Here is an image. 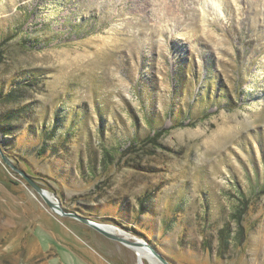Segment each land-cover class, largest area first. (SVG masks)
<instances>
[{"label":"rangeland","instance_id":"374dc122","mask_svg":"<svg viewBox=\"0 0 264 264\" xmlns=\"http://www.w3.org/2000/svg\"><path fill=\"white\" fill-rule=\"evenodd\" d=\"M0 51V264H162L19 171L169 264H264V0H0Z\"/></svg>","mask_w":264,"mask_h":264},{"label":"water","instance_id":"95a60500","mask_svg":"<svg viewBox=\"0 0 264 264\" xmlns=\"http://www.w3.org/2000/svg\"><path fill=\"white\" fill-rule=\"evenodd\" d=\"M0 157L2 161L7 164L8 166L11 167V169L16 170V168L11 164V162L8 160V158L2 153V150L0 148ZM19 174H21L25 180L28 182V184L40 195V197L43 199V201L48 205V207L56 214L58 215H67L69 217L75 218L82 223L90 226L94 230L98 231L102 235L117 240L123 244H126L132 248L134 247H144L147 248L149 253L155 257L158 261H160L162 264H169L166 262L149 244H147L144 241L140 240H135V241H130L126 237H124L121 232H118L117 234L114 232V230H109L105 227H103L101 223L95 222L93 220H90L86 217L80 216L76 213H70V212H65L62 210L60 207L59 203L53 200V197L49 195V193L39 187L36 183H34L30 178H28L25 174H23L21 171H19Z\"/></svg>","mask_w":264,"mask_h":264},{"label":"trees","instance_id":"16d2710c","mask_svg":"<svg viewBox=\"0 0 264 264\" xmlns=\"http://www.w3.org/2000/svg\"><path fill=\"white\" fill-rule=\"evenodd\" d=\"M0 59H1V51H0ZM21 90H22V87L20 85H17V86L10 87L8 91H5V92L0 91V105L1 104H4V105L11 104V107L5 110L4 117L0 116V133L3 136H7L11 133V130H10L11 125H13L12 123L16 121L15 116H16L17 108L14 109V103L18 104L19 103L18 100L23 97ZM60 138H62V136H60ZM62 139H66V138L64 137ZM1 149L4 150L3 147H1Z\"/></svg>","mask_w":264,"mask_h":264},{"label":"bare ground","instance_id":"6f19581e","mask_svg":"<svg viewBox=\"0 0 264 264\" xmlns=\"http://www.w3.org/2000/svg\"><path fill=\"white\" fill-rule=\"evenodd\" d=\"M101 224H103L102 226L105 227V228H107V229H109V230H114V227L113 226L107 225L105 223H101ZM116 231L117 230H115V232ZM132 249L135 251V253H136V255L138 256L139 259H143V258L152 259L153 258V256L149 253V251H148L147 248H144V247H134Z\"/></svg>","mask_w":264,"mask_h":264}]
</instances>
